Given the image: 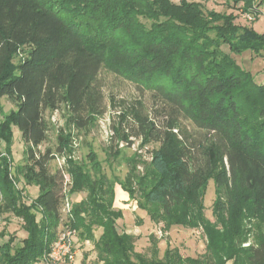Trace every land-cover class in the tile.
Wrapping results in <instances>:
<instances>
[{"label":"trees","instance_id":"trees-1","mask_svg":"<svg viewBox=\"0 0 264 264\" xmlns=\"http://www.w3.org/2000/svg\"><path fill=\"white\" fill-rule=\"evenodd\" d=\"M229 1L254 19L264 7V0ZM235 18L192 0H0V99L14 105L0 120V214L20 218L26 232L15 245V235L0 230L8 235L0 264L40 262L65 224L93 241L101 264H264V83L221 50L224 42L236 53L264 52V33ZM101 69L151 92L149 107L137 101L111 122L108 158L120 154L121 142L155 144L140 162L136 187L122 189L137 195L153 222L201 228L199 256L169 245L158 256L155 242L150 256L137 251L135 235L118 227L123 213L94 152L88 159L95 173L71 157L52 171L50 161L65 153L70 133L58 132L55 151L39 149L48 138L46 111L63 110L76 131L103 115ZM13 125L24 142L15 175ZM210 179L213 220L202 203ZM31 184L39 193L27 201ZM67 186L70 194L86 192L69 215Z\"/></svg>","mask_w":264,"mask_h":264},{"label":"rangeland","instance_id":"rangeland-1","mask_svg":"<svg viewBox=\"0 0 264 264\" xmlns=\"http://www.w3.org/2000/svg\"><path fill=\"white\" fill-rule=\"evenodd\" d=\"M199 1L203 4L205 9H213L216 11L227 12L228 14L234 13L236 15L235 21L242 25H251L257 32L264 33V7L262 6L260 14L255 17L250 13H240L239 7L242 5L238 3L233 5L232 2L227 0H192ZM223 54H227L232 57L235 62L244 69L249 71L255 78L258 84L264 83V52L256 53L251 49H244L240 52H233L230 46L223 42L221 45ZM98 78L100 80L101 89L104 94V103L106 110L103 115L96 118L87 128L76 131L69 130L66 125V118L63 110L46 111L45 116L49 122V132L46 141L39 145L40 150H44L50 147L53 151L58 146V132H62L65 136L69 133L70 140L66 146L65 153L56 156L54 160L50 161V168L52 171L62 168L66 157H71L78 163L88 166L92 173H95V169L91 165L88 154L94 152L96 158L99 161V175L103 173L113 185V191L115 194L113 205H117L116 208L122 210V217L117 220L118 227L121 230H125L135 235V249L143 252L145 255L150 256L152 253V245L155 242L159 248L158 256H162L163 250L167 245L170 247H176L183 256H199L204 252L205 237L201 228H189L183 226L173 225L169 229L163 224V221L153 222L149 219L146 211L140 209L137 204V195L133 199L130 197L127 200H122L116 204L118 198H116V192L119 188H122V184L126 183L135 186V176L142 175L144 173V167L140 163L141 161L149 160L148 150L155 144L141 145L140 141L135 139L131 146H126L125 143H119L121 152L118 156L108 158L107 147L110 140L111 122L117 119V115L126 106H136L137 101L143 102L147 107L152 104L151 92L149 90H140L137 86L124 80L123 78L116 76L115 74L101 69ZM14 108V105L7 97L0 99V120L3 115L10 109ZM182 126L190 131L194 132L192 124L187 120L182 121ZM12 128V143L9 148L10 155L12 157V168L14 175L16 174L15 166L21 163L24 153V142L22 135L17 126H11ZM2 150H6V147L2 145ZM58 154V153H57ZM136 166L132 169L133 163ZM66 181H69V175L65 174ZM23 181L17 182V186H21ZM136 187V186H135ZM66 201L71 204L75 201H79L86 196V192L72 193L68 192V186L65 188ZM39 193L38 186L35 184L25 186L26 200L36 198ZM215 196L214 180L210 179L204 192L202 199L203 214L206 217L213 220L212 215V202ZM136 199V200H135ZM119 205V206H118ZM39 217V215H38ZM64 218V213H63ZM22 220L10 213L0 214V230L5 228L8 233L15 235V245L21 242V239L25 237L26 232L21 227ZM62 225L57 227V230ZM249 227V226H248ZM101 233V228L96 227L94 229L95 237H98ZM8 235L4 237L0 236V244L7 239ZM252 234L249 237V242H252ZM244 243L243 245H246ZM76 257L70 264H101L98 260V252L95 250L94 243L91 239L82 240L78 234L75 238ZM33 264H41L40 262H34ZM227 264H230L228 262Z\"/></svg>","mask_w":264,"mask_h":264},{"label":"built area","instance_id":"built-area-1","mask_svg":"<svg viewBox=\"0 0 264 264\" xmlns=\"http://www.w3.org/2000/svg\"><path fill=\"white\" fill-rule=\"evenodd\" d=\"M63 212L70 213L69 202L63 205ZM76 229L70 225H63L57 231L55 239L50 244L49 250L45 252L40 260L41 264H70L76 257L75 238Z\"/></svg>","mask_w":264,"mask_h":264},{"label":"crops","instance_id":"crops-1","mask_svg":"<svg viewBox=\"0 0 264 264\" xmlns=\"http://www.w3.org/2000/svg\"><path fill=\"white\" fill-rule=\"evenodd\" d=\"M116 195H117L116 198H118V201H116V204L120 203V201H122V200L124 201V200L129 199L128 193L125 190H123L122 188H119L117 190ZM114 206L117 207V205H114ZM74 264H76V262Z\"/></svg>","mask_w":264,"mask_h":264}]
</instances>
